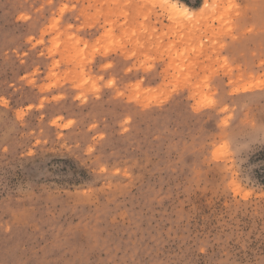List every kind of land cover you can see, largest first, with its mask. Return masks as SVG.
Instances as JSON below:
<instances>
[{
    "label": "rangeland",
    "instance_id": "rangeland-1",
    "mask_svg": "<svg viewBox=\"0 0 264 264\" xmlns=\"http://www.w3.org/2000/svg\"><path fill=\"white\" fill-rule=\"evenodd\" d=\"M175 1L0 0V264H264V0Z\"/></svg>",
    "mask_w": 264,
    "mask_h": 264
},
{
    "label": "bare ground",
    "instance_id": "bare-ground-1",
    "mask_svg": "<svg viewBox=\"0 0 264 264\" xmlns=\"http://www.w3.org/2000/svg\"><path fill=\"white\" fill-rule=\"evenodd\" d=\"M170 4H172L173 6L177 5V2L175 0H167ZM182 8L184 9V11L188 10V7L186 5H183Z\"/></svg>",
    "mask_w": 264,
    "mask_h": 264
}]
</instances>
